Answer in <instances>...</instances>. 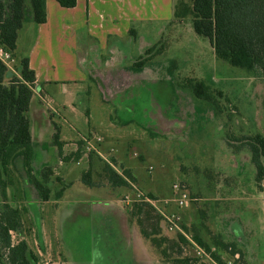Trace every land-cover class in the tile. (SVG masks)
Masks as SVG:
<instances>
[{"label":"rangeland","instance_id":"rangeland-1","mask_svg":"<svg viewBox=\"0 0 264 264\" xmlns=\"http://www.w3.org/2000/svg\"><path fill=\"white\" fill-rule=\"evenodd\" d=\"M104 1L107 13L92 11L89 29L79 17L77 42L58 30L52 54L45 40L33 43L37 66L44 62L42 73L60 81L46 86L43 101L35 92L44 84L33 89L31 166L39 177L55 160L62 165L61 181L50 176L51 192L62 183L69 186L58 199L35 200L37 190L17 155L9 192L23 226L12 241L22 236L38 264H175L174 259L220 264L194 257L188 242L164 244L157 259L129 213L133 201L149 197L168 240L178 232L167 230L159 210L177 214L184 231L197 233L212 257L215 253L226 264H264V180L256 182L248 145L238 140L264 135V79L217 59L209 40L193 31L190 17H173L177 0ZM59 9L49 13V22L76 16ZM19 56L11 68L18 67ZM189 79L203 81L212 100L194 96ZM55 125L67 142L49 158ZM88 135L102 138L101 152L118 173L130 172L128 186H112L105 161L92 153L86 159L79 151L78 139ZM90 156L97 186L80 181ZM174 184L188 195L182 207L174 200L179 194ZM216 241L229 245L221 248ZM238 249L241 255L231 253Z\"/></svg>","mask_w":264,"mask_h":264},{"label":"trees","instance_id":"trees-1","mask_svg":"<svg viewBox=\"0 0 264 264\" xmlns=\"http://www.w3.org/2000/svg\"><path fill=\"white\" fill-rule=\"evenodd\" d=\"M56 1L65 8L76 4V0ZM172 15L178 20L190 17L193 31L209 40L217 59H223L232 66L244 68L264 79V0H177ZM26 20L43 23L46 20V0H0V45L12 56H15L18 32ZM8 70L0 61V264H38L36 256L23 238L12 241L13 233H20L23 226L19 208L8 201L7 188L13 185L10 177L12 161L21 154L27 178L43 201L51 197L60 198L69 183H62L51 192L49 181L53 175L52 167L44 166L39 177L33 173L28 110L35 85V73L30 68L27 57L20 59L18 75L12 74L6 79ZM189 84L194 96L212 100L209 87L203 81L189 79ZM238 140L248 145L249 158L255 169V180L259 184L264 180V135L256 133L241 136ZM64 142L60 139L59 129L55 125L52 144L59 153ZM91 155L100 158L94 153ZM92 166L93 159L90 156L88 168L80 174V181L87 186L99 185L91 176ZM103 172L112 186L126 187L129 180H133L129 171L125 170L122 175L106 162ZM55 178L61 181L60 177ZM129 213L143 237L157 251L164 244L179 245L187 242L180 233L175 234V240H168V237L162 235V217L149 203L133 201L129 206ZM188 233L209 250V245L197 233ZM216 243L221 248L229 245L217 241ZM163 251L164 249L160 250L161 253ZM231 253L241 255L239 249L231 250ZM213 258L220 264H226L215 253ZM187 260L174 259L173 262L188 264ZM199 264L209 263L200 261Z\"/></svg>","mask_w":264,"mask_h":264},{"label":"crops","instance_id":"crops-1","mask_svg":"<svg viewBox=\"0 0 264 264\" xmlns=\"http://www.w3.org/2000/svg\"><path fill=\"white\" fill-rule=\"evenodd\" d=\"M57 4H58V2L56 0H46V20L43 23L38 24V23H35L31 20H26L24 22L22 28L18 32V37H17V41H16L15 56H13L14 62L16 61L17 54L21 55V56H19L20 58H23V57L28 58L29 66H30V68H32L34 70V73H35V85H37L39 82L44 84L41 90H39L37 93L35 92V95L41 101H43V99H44L43 96L46 95L45 94L46 93L45 92L46 86L50 85L51 83L57 84V81H60V80L56 79L55 81H53V78H51V76H48L49 72H46L44 74L42 73V66L44 65V62H40L39 66H37L39 60H37V58L33 56L34 52L32 50V46H33V43L35 42V40H41V39L45 40V42L47 44L46 46H48V49H50V54H52L53 48H52L51 42H52L53 35H54L53 31H55V33H57L58 30H63V34H65V35L69 34L70 35L69 38L71 40L75 39L74 41L77 42L76 41V39H78V33L77 32L79 30V27H81L83 25V23H80L81 19L79 17H82V19L84 21H86L88 29H89L92 25V22L90 19V18H92V11H97V12L103 11V12L107 13L106 9L101 7V6L106 7V2L104 0H97V1L96 0H76L75 6L69 8V9L75 11L76 16L73 19H71L70 21H63L62 24L49 22V13L53 12L55 9L60 10L59 8H63L59 4L58 5L60 7L58 8ZM98 8H102V9H98ZM103 9H105V10H103ZM130 30H131V28H129V31ZM92 34H95V33H92ZM106 37H107V35H106ZM27 45L29 46V48H27V50H26ZM24 46H25V49H24ZM145 51H146V49H145ZM10 70H12L11 75L12 74L18 75L16 66L14 68H10ZM8 78L6 77V79H8ZM35 85H34V87H35ZM43 90H44V93L40 94V92H42ZM32 99H33V96L30 100L29 109L31 107ZM29 128H30V134H31V145L33 147V139H32V133H31L30 120H29ZM60 138H61V140L67 142L66 139L62 138L61 136H60ZM65 142H64V145L66 144ZM55 148H56V146L53 145L52 149L51 148L48 149V157L49 158H51V157L54 158L55 153H58L57 148L56 149ZM104 149H105V147L101 146V150L104 151ZM55 163L56 162L54 160L48 164L52 165ZM55 165H54V169L52 167L53 174L56 176H59V174H61V172L57 171V170L59 167H62V165H60V166H58V164L56 166ZM13 185H11L7 188V195H8V201L9 202L14 197L13 193L9 192V188L12 187ZM25 186H26V189L32 188V187H30L29 184H26ZM33 196H34L35 200L40 199L38 196V193H34ZM20 238H22V236H20ZM155 251H156L155 255L158 259L159 258L158 251L156 249H155ZM44 264H46V262H44Z\"/></svg>","mask_w":264,"mask_h":264},{"label":"built area","instance_id":"built-area-1","mask_svg":"<svg viewBox=\"0 0 264 264\" xmlns=\"http://www.w3.org/2000/svg\"><path fill=\"white\" fill-rule=\"evenodd\" d=\"M0 61L3 62L8 68H11V64L13 63V56L8 52L3 46L0 45ZM78 141H80V144L82 146V149H79V151H82V154L86 156L89 153H94L98 155L100 158H102L105 162H107L110 166L114 167L113 164L104 156V154L101 152V144H102V138L100 136H81ZM82 160V155L79 156L78 160H76V163H80ZM151 168V166H150ZM173 189L175 191H179L181 188L177 185H173ZM179 194L175 197V202L178 204V206L182 207L186 205L188 195L185 191H179ZM136 196L140 199L143 195L140 192L136 193ZM144 201L153 203L155 200L150 199L149 197H143ZM159 212L162 214L167 230L175 231L183 235L189 246L192 249L193 256L198 258H207L211 260L212 262H215L213 257L210 255V253L201 246L198 242H196L190 235H188L183 227L181 226L180 217L177 214L174 213H164L163 210H159Z\"/></svg>","mask_w":264,"mask_h":264}]
</instances>
